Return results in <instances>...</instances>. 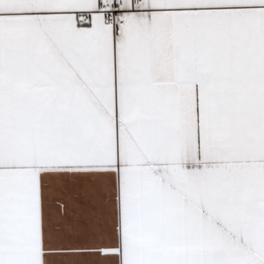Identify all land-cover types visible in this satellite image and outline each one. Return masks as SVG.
<instances>
[{"label": "snow or ice", "instance_id": "1", "mask_svg": "<svg viewBox=\"0 0 264 264\" xmlns=\"http://www.w3.org/2000/svg\"><path fill=\"white\" fill-rule=\"evenodd\" d=\"M0 264H264V0H0Z\"/></svg>", "mask_w": 264, "mask_h": 264}]
</instances>
